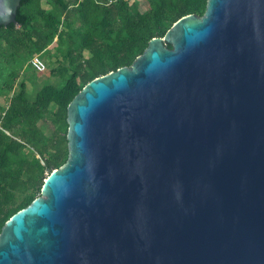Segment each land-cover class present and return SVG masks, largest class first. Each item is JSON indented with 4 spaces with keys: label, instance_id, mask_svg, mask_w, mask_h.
Instances as JSON below:
<instances>
[{
    "label": "water",
    "instance_id": "1",
    "mask_svg": "<svg viewBox=\"0 0 264 264\" xmlns=\"http://www.w3.org/2000/svg\"><path fill=\"white\" fill-rule=\"evenodd\" d=\"M67 119L69 157L3 226L0 264H264V0H208Z\"/></svg>",
    "mask_w": 264,
    "mask_h": 264
},
{
    "label": "trees",
    "instance_id": "2",
    "mask_svg": "<svg viewBox=\"0 0 264 264\" xmlns=\"http://www.w3.org/2000/svg\"><path fill=\"white\" fill-rule=\"evenodd\" d=\"M68 10L69 0H49ZM76 11L80 20L91 25V32L81 36L83 47L92 52L88 70L75 69L62 86L44 85L33 103L27 96L26 83L22 82L19 94L11 101L6 114L16 124H26L24 142H9L4 145L0 136V233L5 223L19 210L27 207L42 192L45 180L62 166L69 157V148L58 150L44 162L17 157L21 150L40 145L45 139L38 124L45 118L52 105L58 107L59 117L68 124V107L84 86L96 77L108 74L124 66H131L144 53L155 37H165L169 29L182 17L205 13L208 0H153V6L142 11L139 1L128 0H78ZM101 1V2H100ZM36 0H22L17 21L0 26V40H10L14 45L23 46L29 41L41 50L55 35V29H40L35 21L45 16L43 11H31L29 7ZM94 20V21H93ZM93 21V22H91ZM172 47L171 43H167ZM69 128V124H68ZM68 129L65 140L68 142ZM41 153H45L44 150ZM23 173L35 186L34 193L18 205L13 203L14 191L21 185Z\"/></svg>",
    "mask_w": 264,
    "mask_h": 264
},
{
    "label": "rangeland",
    "instance_id": "3",
    "mask_svg": "<svg viewBox=\"0 0 264 264\" xmlns=\"http://www.w3.org/2000/svg\"><path fill=\"white\" fill-rule=\"evenodd\" d=\"M128 1L131 3L139 1L142 11L153 6V0ZM78 4V0H69L68 10L64 11L60 5L49 0H36V3L29 7L31 11L41 10L46 13L45 16H38L35 21L40 29H55L54 37L41 50H38L36 43L31 41L18 46L12 44L10 40H0V136L4 145L9 142H24L26 138L28 126L16 125L6 116L11 101L21 90L22 82L26 83L27 96L33 103L44 85L62 86L75 69L79 68L81 72L88 70V60L92 57V52L83 47L81 36L88 31L91 32V25H86L80 20L75 10ZM34 56H40L45 60L47 64L45 71L38 72L32 67L31 60ZM58 112V107L52 105L45 118L38 124L45 136L44 141L40 143L42 149L28 146L15 156L44 162L58 150L68 148V142L65 140L68 124L59 117ZM42 150L45 153H41ZM28 177L23 173L22 183L14 191L15 205L25 203L34 193L35 186ZM41 195L42 192L37 194L38 197Z\"/></svg>",
    "mask_w": 264,
    "mask_h": 264
},
{
    "label": "built area",
    "instance_id": "4",
    "mask_svg": "<svg viewBox=\"0 0 264 264\" xmlns=\"http://www.w3.org/2000/svg\"><path fill=\"white\" fill-rule=\"evenodd\" d=\"M31 65L38 72H43L47 68L45 60L40 56H34L31 60Z\"/></svg>",
    "mask_w": 264,
    "mask_h": 264
}]
</instances>
